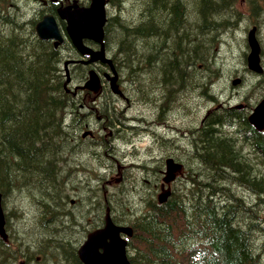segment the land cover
Returning <instances> with one entry per match:
<instances>
[{
	"label": "trees",
	"instance_id": "16d2710c",
	"mask_svg": "<svg viewBox=\"0 0 264 264\" xmlns=\"http://www.w3.org/2000/svg\"><path fill=\"white\" fill-rule=\"evenodd\" d=\"M238 2L107 0L103 43L110 53L118 89H111L109 85L102 87L97 99L99 108L108 95L120 103L125 100L130 109H135V105H142L138 101L139 92L146 90L148 96L154 94L156 99L153 103L155 107H152L153 111L157 110L153 120L161 124L159 129L166 131L163 123L172 107L176 109L172 114L179 112L175 107L176 101L183 99L184 105H192L193 92L196 93V100L204 102V93L200 90L204 79L212 80L214 71L221 69L215 58L219 54H216L217 43L223 41L222 35H230L242 22H246L244 30L251 26H256L257 31L260 27L264 28V0H241L246 5L248 18L245 21L243 11H237ZM47 4L42 6L36 0H0V192L7 232L6 241L0 237V264H16L18 259H24V264L32 259L34 264L38 255L41 259L35 264H81L76 255V241L85 229H79V233L76 231L77 236L73 231L74 223L86 222L90 216L88 208L93 204L99 220L102 221V214L108 209L115 223L132 228L133 235L127 246L130 264H264V170L252 174L244 169L238 170L233 160L235 144L217 135L213 127H203L204 123L196 122L192 129L186 128L179 139L186 148L196 151L198 148L200 153L195 157L209 167L205 171L201 169L198 178L197 171H186L179 188L182 195L177 198L170 194L161 204L153 199L155 190H159L161 173L158 168L142 163L140 158V161L129 164L135 165L132 167L139 176L135 175L128 183L133 186L124 196L120 194V184L124 183V179L118 185L113 182L111 188L107 186L106 172H117L116 161L109 169L98 167L102 170L89 172V178L98 174V182L93 178V187L88 180L86 191L76 188V179L84 177L88 168L76 162L72 152L69 154L72 149L69 143L77 139L70 134L73 125L67 124L69 128H66L64 124L73 105L78 110V97L64 88L65 76L60 69L64 44L54 47L51 41L41 40L35 33V25L40 18L54 10L50 2ZM230 38L234 39V36ZM243 41L245 43L244 38ZM83 78L84 75L76 77L77 80ZM261 82L259 79L252 84L250 90H257L262 86ZM175 88L177 94L173 97ZM160 97L161 100L166 99L163 104L159 103ZM89 102L90 99L83 98L84 104ZM166 106L170 108L166 110ZM105 117L107 115L102 116L103 119ZM116 119L111 120L110 125L121 128L123 124ZM118 119L124 122L123 118ZM169 120L173 122L171 117ZM128 122L143 125V118L136 121L128 118ZM219 123L224 124V119ZM257 147L264 150L260 141ZM226 173L232 176L225 184L224 177H221ZM215 177H219L227 188L212 187L216 185L213 181ZM199 178L210 180L203 184L197 181ZM69 189L77 194L75 198L81 207L78 218L67 207L69 198L66 191ZM110 193L112 196L108 197ZM121 197H124L123 200ZM83 198L92 203H85ZM8 200L11 203L8 204ZM26 200L32 204L29 208L15 206L13 209L12 202L23 203ZM107 202L114 204L110 207ZM13 210L19 211L15 219H11ZM117 212L123 215L122 219L114 216ZM67 224L73 229H68ZM20 230H26L23 236L28 241L14 238L20 237L17 234ZM31 231H37L42 236ZM34 236H39L41 240L36 241Z\"/></svg>",
	"mask_w": 264,
	"mask_h": 264
},
{
	"label": "rangeland",
	"instance_id": "374dc122",
	"mask_svg": "<svg viewBox=\"0 0 264 264\" xmlns=\"http://www.w3.org/2000/svg\"><path fill=\"white\" fill-rule=\"evenodd\" d=\"M64 1H68V0H64ZM70 2L69 3H71V0H69ZM245 7H246V5H245V3H243V2H241V0H239V2L237 3V11H239L240 13H241V11H243V16H244V19H243V21H245L248 17H247V11H246V9H245ZM31 9V8H30ZM35 9L37 10V8L35 7ZM30 11V10H29ZM31 12H32V10H31ZM35 12V11H34ZM246 28V22H242L238 27H237V29L236 30H233L231 33H230V35H222V39H223V41L220 43L219 41H218V43H217V50H216V54L217 53H219L218 55H217V58H215L216 59V62H217V66L218 67H221V71H214V74H218L217 76H213L212 77V80L213 79H215V81H219V82H217L215 85H213V86H209V83H208V81L211 79H209L208 81L206 80V79H204V81H203V83H205V84H203V86H202V88H200V90L203 92V93H211V92H214L215 91V93L216 94H220L221 93V96L224 98V95L227 93V91H228V89H231L230 88V86L227 88V87H225L224 86V83H223V80L229 75V74H232L233 72V69H238L241 73H244L245 72V70H244V67H245V58H244V52L246 53V46H245V43H244V41H243V37H244V35H245V32H246V30H244ZM249 29V28H248ZM247 29V30H248ZM234 36V39H231L230 37H233ZM257 37H258V39H259V42H260V44H261V46H262V49H263V52H262V59H263V64H264V28L263 27H260L259 28V30H258V33H257ZM63 53H70V48H69V45L68 44H65V50H63ZM221 78V79H220ZM75 81V80H74ZM230 82V81H229ZM229 82H228V84H229ZM242 86V85H241ZM240 86V87H241ZM216 88V89H215ZM211 91H210V90ZM215 89V90H214ZM218 89V90H217ZM238 90H240V94L241 93H243L244 92V89H243V86H242V88L241 89H238ZM146 91V90H145ZM145 91L144 92H142L141 94L142 95H144V93H145ZM256 92H254L253 90H249L245 95H246V97L248 98L247 100H250L251 99V97L250 96H253L254 95V93H256V95L257 96H263L264 95V88L261 86V87H259V88H257V90H255ZM147 92V91H146ZM219 92V93H218ZM139 96V99H138V101H139V103H141L142 105H135L136 106V108L135 109H130L126 104H125V100H122L123 101V103H120L119 101H116V99H114V103H115V105L116 104H120V105H122V108L124 107V113L126 112V113H128L130 116H132V117H135V118H133L134 119V121H136V119L138 120L139 118H143V122L144 121H153V118L155 117V116H153V114L155 115V112H153V113H151V111H153V110H148V106L146 105V104H148L149 106H150V104H153V102L152 103H150V101H148L150 98H151V96H152V94L150 93V95L148 96L147 94H146V96L144 95V96H140V95H138ZM175 96V93H173V97ZM172 97V98H173ZM193 97V98H192ZM192 102H194V104H192V105H190V107L188 106L187 108H185L186 107V105L184 106L183 104H184V102H183V100H179V101H177L178 103H177V105H179V104H181L180 106H175V107H177V109H178V114H169V117H171V119H173V123H175L174 124V126H175V130H173V132L172 133H170V135L172 134L174 137H175V135L176 136H180V135H182L184 132H185V130H186V128H188V129H190V128H192V127H194V125H196L195 123L197 122V124L198 123H200V121H201V119H202V117H203V112H204V106H205V104L203 103V105L199 102V100H196L197 98H196V93H194V95H192ZM195 97V98H194ZM124 99V98H123ZM103 100H105L106 101V99H103ZM102 100V101H103ZM151 100V99H150ZM105 101H104V103H105ZM144 102H146V103H144ZM150 103V104H149ZM183 103V104H182ZM102 105H104V104H102ZM145 105V106H144ZM147 106V107H146ZM196 106V107H195ZM179 107V108H178ZM170 107H166V110L167 109H169ZM172 109L174 110V111H176L175 110V108L174 107H172ZM191 110V112L190 111H187V110ZM195 109V110H194ZM197 109V110H196ZM184 110H186V111H184ZM149 111H150V113H149ZM182 111V112H181ZM200 113V115H199V113ZM132 112V113H131ZM187 112V113H186ZM190 114V115H189ZM178 115V116H177ZM199 115V116H198ZM182 116V117H181ZM178 117V118H177ZM92 118H94V117H92ZM130 118V117H129ZM152 119V120H151ZM113 120V119H112ZM102 120H100L99 122H101ZM125 123H126V121H124ZM123 122V123H124ZM115 123V122H114ZM96 124V125H95ZM101 123H90V128H92L93 130H96V132H100L99 130H100V125ZM107 124V123H106ZM112 125H114V124H111L110 126H108V129H106V131H108V132H110V133H112L113 135L111 136V135H108L106 138H104V139H107L106 141H102V140H100V139H98V144L100 145V146H102V147H100L99 145L97 146L98 148H97V150L100 152V155L98 156V157H95V161H90V164L92 165L91 166V168H95V166H96V164H98L99 162H98V160H101V162L102 163H105L106 165H110L111 166V163H114L115 161V165H116V169H118V171L117 172H115V173H113V172H106V179L108 180V184H107V186L108 187H112V184H113V182L114 183H116L117 185L120 183V181H121V179H124L125 181H124V183H121L120 184V188H121V190H120V194H124L125 195V193H127L128 191H130L131 189L129 188L131 185H129L128 183H131L132 182V180H133V176L135 177V175L136 176H139L138 175V171L136 172V171H133V170H135L132 166H130L129 164H131V163H133L135 160L136 161H140L141 160V162L142 163H145V164H149V165H152V163L154 164V163H157V164H159V163H161V160H162V158H165V157H168V156H170V155H168V154H173V152H177V154H182L183 153V157H185L187 160H188V162H189V160H191V162L193 161L194 162V165L196 164L195 162H197V164H198V159H197V157H195V155H194V151H192V149H191V147H190V149L189 148H186L185 146H184V142L182 141V140H180V139H177L176 137V140L173 138V140L171 141H169V139H167L169 136H167V138H163V137H161V139H158V137H157V139L159 140L158 141V143H160V145H157V143H156V141H154V144L152 143V141H153V139H154V137H153V135H151V134H146V132L147 131H145V130H142L141 128H140V126H138L137 125V123L136 122H134V124H129V126L130 127H124V129H120L119 127H118V125H116V126H112ZM132 126V127H131ZM177 126H179V127H177ZM111 127V128H110ZM113 128V129H112ZM152 128H154V126H152ZM134 129V130H133ZM182 129V130H181ZM229 129V128H228ZM144 131V132H143ZM175 131H176V134H174L175 133ZM169 132V131H168ZM179 132V133H178ZM76 134V136L77 137H79L80 136V132H76L75 133ZM116 134V135H115ZM103 135H104V133H103ZM171 135V136H172ZM155 136V135H154ZM152 137V138H151ZM87 140H88V142H89V140L90 141H93V140H91L92 138H89V137H87L86 138ZM179 140V141H178ZM161 141V142H160ZM176 141V142H175ZM171 142V143H170ZM107 143V146H110L111 147V144H114V145H116V150L115 151H107V150H109L107 147H103L104 146V144H106ZM161 143H163V144H161ZM170 143V144H169ZM172 143H175V144H177V145H175V144H172ZM166 144V145H165ZM179 145V146H178ZM155 146V147H154ZM162 146V147H161ZM174 148H173V147ZM154 147V148H153ZM169 147V148H168ZM172 147V149L170 150V148ZM153 148V149H152ZM160 149V150H159ZM179 149V150H178ZM189 149V150H188ZM125 150V151H124ZM153 150H154V152H153ZM158 150V151H157ZM162 150V151H161ZM166 150L169 152L170 151V153H168L167 152V154L165 153L166 152ZM174 150V151H173ZM176 150V151H175ZM105 151V152H104ZM160 151V152H159ZM103 152V153H102ZM157 152H159V153H157ZM193 152V153H192ZM149 153V154H148ZM153 153V154H152ZM197 153H200L199 152V150H197ZM103 154V155H102ZM105 154V155H104ZM112 154H114L115 156H113ZM151 154V155H150ZM159 154V155H158ZM144 156V157H143ZM150 157V158H149ZM154 157V158H153ZM140 158V160H137V159H139ZM150 160H149V159ZM154 160V161H153ZM144 161H146V162H144ZM156 161V162H155ZM148 162V163H147ZM140 163V162H139ZM126 164V165H125ZM157 164H154V165H157ZM196 164V165H197ZM124 165V166H123ZM138 165H140V164H138ZM153 165V166H154ZM192 165V164H191ZM131 167H132V169H131ZM189 167H190V165H189ZM104 168L105 169H109L108 167H106V166H104ZM103 168V169H104ZM129 168V169H128ZM102 169H100L99 171H101ZM132 171V173H130V171ZM200 170L201 169H198V171H197V173H198V176H197V178L199 177V172H200ZM93 172H95V171H93ZM119 172V173H118ZM126 172V173H125ZM134 172V173H133ZM136 172V173H135ZM122 174H123V178H122ZM126 174H127V176H126ZM182 175V174H181ZM185 175V174H184ZM232 176L231 174H228V173H226V174H223L222 175V177L221 178H223L224 177V182H228L229 180H227V178L228 179H230V177ZM132 177V178H131ZM182 177V176H181ZM181 177H179V178H181ZM127 178H129V179H127ZM204 178V177H203ZM131 179V180H130ZM200 180H198V181H200V182H202L203 184H206V183H208L209 182V179L208 180H206V179H201V178H199ZM219 177L217 178V177H215L214 179H213V181H214V183L217 185H215L214 187H220V188H227L226 187V183L224 184H222L221 182L222 181H219ZM98 180V179H97ZM131 182H130V181ZM160 180H161V177H160ZM83 181L81 180L79 183H82ZM98 182V181H97ZM102 181H100V184H103V182L101 183ZM218 182V183H217ZM177 183V182H176ZM175 183V184H176ZM161 184V183H160ZM220 184H222V185H220ZM128 185V186H127ZM103 186V185H102ZM133 186V185H132ZM82 188V189H84V187L83 186H81V185H77L76 186V188ZM67 188H70V186H68ZM101 189V188H100ZM127 189V190H126ZM125 191V192H124ZM160 191V190H159ZM159 191H156L155 193H157V192H159ZM200 190H198L197 192H199ZM67 192V194H70V195H74L70 190H67L66 191ZM76 196V195H75ZM155 196V195H154ZM124 198V197H123ZM123 198H121V199H123ZM120 199V200H121ZM134 200H132V202H133ZM166 201V200H165ZM248 200H246V202H247ZM164 202V201H163ZM20 204V205H19ZM248 204V203H247ZM19 205V206H18ZM32 204L30 203V201L29 200H26V201H24L23 203H15V202H13V206H17V207H21V208H29V206H31ZM26 206V207H25ZM64 206V205H63ZM54 207H57V206H54ZM67 207H68V210L70 211V213L72 212V214L75 212L76 213V215H78L77 216V218L80 216V213H81V209H79V207L77 208H75V207H73V206H70V205H67ZM85 207V206H84ZM32 208V207H31ZM58 208V210H62V208H59V207H57ZM81 208V207H80ZM79 209V210H78ZM16 213L15 212H13V215H15ZM49 215H51V212L49 213ZM47 218H49V217H46V219ZM13 219H15V218H13ZM87 219H89V220H87L86 222H82V225H83V228L85 229V230H87V224H89V225H93V222H94V219L91 217V216H88V218ZM95 223H96V225H98L99 223H100V220H99V218L95 221ZM81 224V223H80ZM68 225V226H67ZM66 226H67V228L68 229H73V228H71V226L69 225V224H67ZM41 226V225H40ZM76 228V227H75ZM74 228V229H75ZM20 232H23V230H20ZM32 233H34V234H36V235H39V236H42V235H40V233H38L37 231L36 232H34V231H31ZM31 233V234H32ZM84 233L82 232V233H80L79 235L80 236H78V240L81 238V236L83 235ZM39 236H34V237H37L36 238V241H39V240H41V238H39ZM14 238L16 239V236H14ZM23 238H24V236H23ZM17 240V239H16ZM25 241H28V239L25 237V239H24ZM35 263H37V262H35ZM34 263V264H35ZM41 263V262H40Z\"/></svg>",
	"mask_w": 264,
	"mask_h": 264
},
{
	"label": "flooded vegetation",
	"instance_id": "af4514ba",
	"mask_svg": "<svg viewBox=\"0 0 264 264\" xmlns=\"http://www.w3.org/2000/svg\"><path fill=\"white\" fill-rule=\"evenodd\" d=\"M75 1L76 0H71L72 4L71 3H68V4H71L72 8L75 4H77V6L80 5L81 0H77L76 2ZM60 4L61 3H56V2L53 3L52 9L54 7V10L50 13L49 12L50 7H49L47 9V11L50 14H52L58 22H60L61 26H64L62 20L57 15V11L60 8ZM68 4H66V5H68ZM66 39L70 43L73 52L63 53L62 64L60 66V69L64 75H69L70 77H75L76 75H87L89 70L92 69L99 75V77L102 81H105V80L111 81L112 80L111 79L112 74L115 75L114 69H113V63L111 62L110 59H108V56H109L108 50L106 51L105 47L101 44L100 41H92V40H88V39H82L81 42H82V44L86 50L81 52L77 48L72 46L71 41L68 37H66ZM102 42H103V40H102ZM261 64L264 67L263 59H261ZM221 70L222 69H220V68L217 69V71H221ZM244 70H245V72L241 73L238 69H233V71H232L233 73L229 74L223 80L224 86L227 88L230 86V88H231V89H228V92L224 95V98L221 96V93L219 95L216 94L215 92L214 93L211 92L209 94L208 93L203 94L202 99L204 98L203 101L205 104L204 112H203V123L205 125L204 126L205 128H207V127L212 128L213 127V129H215V131L217 132V135L222 136V138L229 139L231 142H233V144L238 145V146L234 147L235 155L233 157V160L236 161V167L238 168V170H242V171H243V169L244 170L248 169L247 171H250V173L252 174V173L257 172L258 170L259 171L264 170V150L258 149V147H257V143L259 141L261 144H264V139H262L260 137L261 132H258L255 129V127L250 124L248 117L251 114L253 108L259 102V100H264V95L259 97L256 95L257 92L254 91L256 93H254L253 96H250L251 97L250 100H247L248 98L246 97L245 94L250 90V88L252 87V84H255L259 79L262 80L261 84H262V87L264 88V80L262 79L263 78L262 75H264V71L262 72L263 74L260 75L261 78H259V77H257L256 74H254L252 72H248L247 68H244ZM235 78L238 79V82L235 85H233L232 81ZM74 82L76 84L70 82L68 85V87L73 90L74 96L75 95H77V96H80V95L90 96V94L87 93L88 92L87 90H81L80 88H77L76 90H74L75 86H79L81 84L78 81L77 82L74 81ZM217 82L218 81H215V79L211 80V83L216 84ZM228 82H229V84H228ZM215 84H212V86ZM241 85L243 86L244 92L240 94V90H238V89L242 88ZM66 92H68V91H66ZM238 93H239V96H238ZM216 95H218V96H216ZM226 95H227V97H225ZM106 97H107L106 101L103 100L102 104L105 101V104L107 106L111 103L109 101V99H110L109 96L106 95ZM93 98L95 99V97H93ZM111 100H114L113 97H111ZM77 101H78V104H77L78 110L76 111L75 110L76 108L73 105V107L75 108L74 112H75V114L80 115V120L82 121V123L84 125L83 134H82V136H80V138H77V141L84 140L89 147V142L86 138L89 137V138L93 139L94 134L89 129L90 127H88V123L92 117L95 118L98 116L100 106H98L97 102H94L93 104H89V103L84 104L83 100H81L80 98H78ZM172 113H173V110H171L170 114H172ZM227 114H228V116H226ZM168 118H169V116L167 117L166 121L163 124L164 127L166 129L170 128V130L171 129L175 130V126H176V125L174 126L175 123L170 121ZM221 119H224V124L219 123V120H221ZM225 124H227L228 128L229 127L230 128L226 129V131L220 130V127L224 126ZM159 125H161V124H159ZM120 129L122 130L124 128H120ZM144 129H146V127H144ZM103 133H104V135H103ZM103 133H102V140L103 141L107 140L104 138H106L108 135H111V136L113 135L112 133H110L108 131H105ZM175 137L177 138V136H175ZM175 137L173 136L174 139H176ZM111 145H113V144H111ZM192 151H194V155H197V151L195 149H192ZM174 157H177V159H178L180 156H178V154L175 153ZM184 158L185 157H183V156L181 157V159L179 158L180 160H178V164L182 165L184 162H186V164L189 163L188 165H185V167L187 166V168H186L187 170L189 169L191 171L192 170L196 171V170H198L197 168L205 170L208 167V165L200 163V162H198L197 165H194V163L191 162V160H189V162H188V160L186 158L185 159ZM174 163L177 164L176 161H174ZM189 165L191 167H189ZM232 170H234V169H232ZM174 190L175 189L171 190L170 194H172L174 192ZM156 191H159V190H155V192ZM160 193H161L160 191L155 193V196H154L155 201H157L156 197ZM82 201H84L85 203L89 202L87 200H82ZM68 204L70 206H74L75 208L76 207L78 208L80 206L77 199H75V198L72 199ZM93 206H94V204L92 206H89L88 212H90L91 217L96 221L98 219V217L92 214V211L94 210ZM87 220H89V219H87ZM79 223H80V221H79ZM93 226H96V225L87 224L86 228L90 229ZM82 228H83V225L80 224L79 229H82ZM36 259H37V257H36ZM80 263L83 264L81 261H80ZM27 264H32V259Z\"/></svg>",
	"mask_w": 264,
	"mask_h": 264
},
{
	"label": "water",
	"instance_id": "95a60500",
	"mask_svg": "<svg viewBox=\"0 0 264 264\" xmlns=\"http://www.w3.org/2000/svg\"><path fill=\"white\" fill-rule=\"evenodd\" d=\"M60 19L65 21V32L73 45L79 50H86L81 43L82 38L100 41L103 36V25L105 23V0H90L88 7L73 8L67 6L57 11ZM256 28L252 27L247 33L248 54L246 55V66L255 73H262L260 64L261 47L255 36ZM35 32L41 40H51L57 46L63 41L59 27L52 15L42 17L35 25ZM68 81V78H67ZM234 80L232 84H236ZM100 86L99 77L94 70H89L87 79L81 88L95 92ZM258 131L264 128V101H260L248 117ZM180 165L167 160V170L164 182H169L174 177V172ZM166 193L160 196V201L166 197ZM4 214L1 208L0 194V237L6 240L4 230ZM120 233L131 235V229L125 226H116L108 214L105 215L104 226L87 235L86 240L78 248L77 255L84 264H130L125 254L126 240L120 237Z\"/></svg>",
	"mask_w": 264,
	"mask_h": 264
},
{
	"label": "bare ground",
	"instance_id": "6f19581e",
	"mask_svg": "<svg viewBox=\"0 0 264 264\" xmlns=\"http://www.w3.org/2000/svg\"><path fill=\"white\" fill-rule=\"evenodd\" d=\"M262 16V15H261ZM262 18H263V16H262ZM262 18H260V19H262ZM263 20H264V18H263ZM231 32V31H230ZM103 40V39H102ZM107 59V58H106ZM156 64H157V62H156ZM214 66V65H213ZM191 70V69H190ZM157 72H158V70H156ZM128 72V71H127ZM160 73V72H159ZM208 74V73H207ZM212 74V73H211ZM161 75H162V71H161ZM220 75V74H219ZM206 76V75H205ZM213 76H215V74L213 75ZM213 76H211V77H213ZM208 78V77H207ZM221 79V78H220ZM207 80V79H206ZM200 82V81H199ZM219 82V81H218ZM201 83H202V81H201ZM208 83H209V86L211 87L212 86V84H215V83H211V80H209L208 81ZM203 84V83H202ZM205 84V83H204ZM177 88V87H176ZM176 88L174 89L175 91V94H177V92H176ZM184 88V87H183ZM198 88V87H197ZM216 89V88H215ZM214 89V90H215ZM210 90V89H209ZM218 90V89H217ZM185 91V90H184ZM211 91V90H210ZM197 92H198V90H197ZM215 92V91H214ZM213 92V93H214ZM228 92V91H227ZM232 92V91H231ZM230 92V93H231ZM234 92V91H233ZM142 90L139 92V95L140 96H143L142 94ZM179 93V92H178ZM187 93V92H186ZM200 93V92H199ZM217 93V92H216ZM219 93V92H218ZM146 94H147V92H146ZM191 94H193L194 95V93L192 92ZM206 94V93H205ZM209 94V93H208ZM237 94V93H236ZM131 95V94H130ZM154 95V94H153ZM151 96V100L149 99L148 101H150V103H155L156 101V99L154 98V96ZM156 95V94H155ZM179 95V94H178ZM184 95H185V92H184ZM166 96V95H165ZM165 96H162V97H165ZM210 96V95H209ZM216 96H218V95H216ZM238 96H239V93H238ZM156 97V96H155ZM191 97V96H190ZM200 97V96H199ZM198 97V98H199ZM203 97V96H202ZM212 97V96H211ZM225 97H227V95L225 96ZM177 99H178V96L176 97ZM192 99V98H191ZM204 99V98H203ZM202 99V100H203ZM209 99V98H208ZM140 100V99H139ZM166 100V99H165ZM164 99H162L161 100V97L159 98V103L160 104H163V102L165 101ZM183 100V99H182ZM109 101H110V103L111 104H109V105H107L106 106V104L105 103H103L104 104V106L105 107H103V105H101L102 107L100 108V110H99V113H98V116L97 117H95V118H91L90 120H89V123H88V127H90V123H101L100 125V132H96V130H93L92 128H89L90 130H91V132H93V134H94V137H93V141H89V147H88V145H87V143L84 141V140H80V141H77V140H74V141H72V142H70L69 143V148L70 147H72V149H71V151H70V153L69 154H71V152H72V154H73V158H77L76 159V162H78V163H82L83 165H85L87 168H88V172L86 173V175L84 176V173H81V175H83L84 177H79V178H77L76 176V185H81V186H83L84 187V190L86 191L87 189H88V180H90V184L92 183V181H93V178L95 177H92V176H90V178H89V172H93V171H99L100 170V168L102 167V168H104V166H106V167H110V165L108 166V165H106L105 163H102L101 162V160H98V164H96V166H95V168L93 169V168H91V164H90V161L91 160H93V161H95V157H98L99 155H100V152L97 150V146L99 145L98 144V139H100V140H102V133L103 132H105L106 131V129H108V126H110V123H112V119H116V121H120L122 124H123V126L122 125H120L121 126V128H124V127H130L129 126V124H131V123H129L128 122V118L130 117V119L132 120V118H135V117H132V116H130L128 113H124V107L122 108V105H120V104H116L115 105V103L113 102L114 100H111V99H109ZM152 101V102H151ZM179 101V100H178ZM181 101V100H180ZM184 101V100H183ZM174 102V101H173ZM182 102V101H181ZM195 102V101H194ZM193 102V103H194ZM144 103H146V102H144ZM176 103H177V101H176ZM176 103H173L174 105L176 104ZM192 103V104H193ZM201 103H204V102H201ZM172 104V105H173ZM183 104V103H182ZM212 104V103H211ZM147 106H148V110H152V107H155L153 104H150V106L148 105V104H146ZM157 105V104H156ZM184 105V104H183ZM145 106V105H144ZM146 106V107H147ZM177 106H179V105H177ZM185 106V105H184ZM189 106H190V103H189ZM163 107V106H162ZM167 107V106H166ZM181 107V106H180ZM196 107V106H195ZM179 108V107H178ZM185 108H187V106L185 107ZM74 107L72 108V111H71V113L69 114L70 116L67 118V123L66 124H64L65 126H66V128H69V126L68 125H70V124H72L73 125V130L71 129L70 131H71V136L72 135H75V136H73V138L74 139H77V138H80V136H82V134H83V127H84V125H83V123H82V121L80 120V115H78V114H75V112H74ZM159 109V108H158ZM161 110V109H160ZM176 110V109H175ZM187 110V109H186ZM186 110H184V111H186ZM195 110V109H194ZM197 110V109H196ZM220 110V109H219ZM119 111V112H118ZM150 111H149V113H150ZM154 111H155V109H154ZM154 111H151V113H153ZM157 111V110H156ZM174 111V110H173ZM178 111V110H177ZM187 111H190L191 112V110H187ZM182 112V111H181ZM198 112V111H197ZM132 113V112H131ZM156 113V112H155ZM174 113V112H173ZM187 113V112H186ZM192 113V112H191ZM199 113V112H198ZM163 114H164V112H163ZM176 114V113H175ZM213 114V113H212ZM104 115H107V117H105L104 119L102 118V116H104ZM168 115V114H167ZM190 115V114H189ZM199 115H200V113H199ZM198 115V116H199ZM153 116H156V115H154L153 114ZM178 116V115H177ZM224 116V115H223ZM226 116H228V114L226 115ZM162 117V116H161ZM161 117H159L160 119H162ZM182 117V116H181ZM118 118H123L124 119V121H126V123H123V120L122 119H118ZM165 118V117H164ZM178 118V117H177ZM226 118V117H225ZM154 119V118H153ZM159 119V120H160ZM169 119V118H168ZM235 119V118H234ZM100 120H102L101 122H99ZM108 120V121H107ZM152 120V119H151ZM163 121H164V119H162ZM104 121H106V122H104ZM233 121V120H232ZM157 122V121H156ZM156 122H151L152 124H154V125H159V124H156ZM162 122V121H161ZM160 122V123H161ZM236 122V121H235ZM105 123H107V124H105ZM168 123V122H167ZM68 124V125H67ZM164 124V123H163ZM166 124V123H165ZM96 125V124H95ZM64 126V127H65ZM164 126V125H163ZM218 126V125H217ZM132 127V126H131ZM177 127H179V126H177ZM204 127V126H203ZM71 128V127H70ZM111 128V127H110ZM141 128V127H140ZM173 128V127H172ZM230 128V127H229ZM113 129V128H112ZM142 129V128H141ZM163 129V128H162ZM170 129V128H169ZM192 129V128H191ZM62 130V129H61ZM68 130V129H67ZM134 130V129H133ZM182 130V129H181ZM188 131V130H187ZM190 131V130H189ZM226 131V130H225ZM65 132V131H64ZM76 132H80V136L79 137H77L76 136ZM211 132V131H210ZM179 133V132H178ZM174 134H176V131H175V133ZM191 134V133H190ZM67 135V134H66ZM172 135V134H171ZM188 135V134H187ZM193 135V134H192ZM198 135H200V134H198ZM197 135V136H198ZM169 136V135H168ZM173 136V135H172ZM176 136V135H175ZM185 136V135H184ZM183 136V137H184ZM209 136V135H208ZM154 137V136H153ZM156 137V136H155ZM180 137V136H179ZM191 137H193V136H191ZM224 137V136H223ZM152 138V137H151ZM157 138V137H156ZM185 138V137H184ZM202 138V137H201ZM220 138V137H219ZM222 138V137H221ZM159 139V138H158ZM197 139V138H196ZM204 139V138H203ZM176 140V139H175ZM189 140V139H188ZM228 140V139H227ZM103 141V140H102ZM159 141V140H158ZM170 141V140H169ZM179 141V140H178ZM187 141V140H186ZM196 141V140H195ZM197 141H198V139H197ZM206 141V140H205ZM219 141V140H218ZM161 142V141H160ZM176 142V141H175ZM187 142H189V141H187ZM229 142V141H228ZM227 142V143H228ZM157 143V142H156ZM171 143V142H170ZM169 143V144H170ZM200 143V142H199ZM160 144V143H159ZM161 144H163V143H161ZM172 144H175V143H172ZM190 145H191V143H189ZM198 144V143H197ZM225 144V143H224ZM230 144H231V142H230ZM66 145V146H67ZM157 145H158V143H157ZM166 145V144H165ZM175 145H177V144H175ZM188 145V144H187ZM194 145H195V143H194ZM200 145V144H199ZM227 145V144H226ZM100 146V145H99ZM179 146V145H178ZM197 146V145H196ZM224 146V145H223ZM64 147V146H63ZM100 147H102V146H100ZM103 147H107L109 150H107V151H115L116 150V145H111V147L110 146H107V143L106 144H104V146ZM155 147V146H154ZM153 147V148H154ZM162 147V146H161ZM173 147V146H172ZM172 147L170 148V150L172 149ZM187 147V146H186ZM203 147V146H202ZM152 148V149H153ZM169 148V147H168ZM174 148V147H173ZM230 148V147H229ZM69 150V149H68ZM160 150V149H159ZM189 150V149H188ZM197 150H198V148H197ZM201 150V149H200ZM205 150H206V148H205ZM65 151V150H64ZM125 151V150H124ZM158 151V150H157ZM162 151V150H161ZM174 151V150H173ZM176 151V150H175ZM69 152V151H68ZM105 152V151H104ZM153 152H154V150H153ZM160 152V151H159ZM159 152H157V153H159ZM167 150H166V154H167ZM103 153V152H102ZM155 153V152H154ZM168 153H170V151L168 152ZM174 154V156H175V153H177V152H173ZM193 153V152H192ZM204 153V152H203ZM149 154V153H148ZM153 154V153H152ZM160 154V153H159ZM158 154V155H159ZM172 154V153H171ZM197 154H199V153H197ZM94 157V158H92V156ZM103 155V154H102ZM105 155V154H104ZM113 156H115L114 154H112ZM151 155V154H150ZM161 155V154H160ZM179 156H181L182 157V155H183V153L182 154H178ZM228 155V154H227ZM64 156H65V154H64ZM206 156V155H205ZM70 156H68V158H69ZM144 157V156H143ZM181 157H179L180 159H181ZM61 158V157H60ZM150 158V157H149ZM148 158V159H149ZM154 158V157H153ZM177 158V157H176ZM178 158V160H180ZM199 159V158H198ZM202 159V158H201ZM252 159V158H251ZM137 160H139V159H137ZM150 160V159H149ZM69 161V160H68ZM154 161V160H153ZM200 161V160H199ZM198 161V162H199ZM203 161V160H202ZM58 162V161H57ZM65 162V161H64ZM70 162V161H69ZM72 162H73V160H72ZM96 162V161H95ZM135 162H136V160H135ZM134 162V163H135ZM143 162V161H142ZM144 162H146V161H144ZM156 162V161H155ZM193 162V161H192ZM148 163V162H147ZM194 163V162H193ZM196 164H197V162H195ZM201 163V162H200ZM67 164V163H66ZM65 164V165H66ZM73 164V163H72ZM75 164V163H74ZM154 164H157V163H154ZM153 163H152V165H154ZM189 164V163H188ZM187 164V165H188ZM191 164V163H190ZM195 164V165H196ZM69 165V164H68ZM80 165V164H79ZM126 165V164H125ZM134 165V164H133ZM132 165V166H133ZM142 164H140V166H141ZM63 166V165H62ZM67 166V165H66ZM73 166V165H72ZM81 166V165H80ZM124 166V165H123ZM135 166V165H134ZM138 165H136V167H137ZM155 166V165H154ZM199 166V165H198ZM51 167V166H50ZM57 167V166H56ZM68 167V166H67ZM66 167V168H67ZM98 167H100V168H98ZM191 167V166H190ZM209 167V166H208ZM64 168V167H63ZM63 168H61V169H63ZM69 168V167H68ZM152 168H154V167H152ZM187 168V167H186ZM197 168V167H196ZM65 169V168H64ZM83 169V168H82ZM105 169V168H104ZM129 169V168H128ZM131 169H132V167H131ZM137 169V168H136ZM159 169V168H158ZM195 169V168H194ZM197 169H199V168H197ZM67 170V169H66ZM73 170V169H72ZM133 170V169H132ZM138 170H140V169H138ZM187 170V169H186ZM189 170V169H188ZM187 170V171H188ZM248 170V169H247ZM130 171V170H129ZM133 171H136V170H133ZM189 171H191V170H189ZM188 171V172H189ZM196 171H198V170H196ZM205 171V170H204ZM60 172V171H59ZM63 172V171H62ZM72 172V171H71ZM137 172V171H136ZM135 172V173H136ZM214 172H216V171H214ZM73 173V172H72ZM126 173V172H125ZM130 173H132V171H130ZM134 173V172H133ZM156 173V172H155ZM200 173V172H199ZM100 174V173H99ZM203 174V173H202ZM235 174V173H234ZM249 174V173H248ZM61 175V174H60ZM64 175H66V171H64ZM76 175V174H75ZM78 175V174H77ZM153 175H155V174H153ZM159 175V174H158ZM204 175V174H203ZM219 175V174H218ZM256 175V174H255ZM62 176V175H61ZM72 176V175H71ZM101 176V175H100ZM126 176H127V174H126ZM194 176V175H193ZM199 176H200V174H199ZM202 176V175H201ZM249 176V175H248ZM247 176V177H248ZM191 177V176H190ZM221 177V176H220ZM230 177V176H229ZM40 178V177H39ZM43 178V177H42ZM58 178V177H57ZM72 179H73V176L71 177ZM132 178V177H131ZM133 178H134V176H133ZM137 178V177H136ZM152 178H153V176H152ZM187 178L189 179V176H187ZM192 178V177H191ZM190 178V179H191ZM194 178V177H193ZM97 179H98V174L96 175V177H95V181L97 182ZM127 179H129V178H127ZM196 179V178H195ZM203 179V178H202ZM24 180V179H23ZM33 180H34V178H33ZM67 179H65L64 181H66ZM75 180V179H74ZM83 181L82 183H79L80 181ZM131 180V179H130ZM129 180V181H130ZM200 180V179H199ZM210 180V179H209ZM71 181V180H70ZM101 181V180H100ZM133 181V180H132ZM138 181H139V179H138ZM148 181V180H147ZM198 181V180H197ZM215 181V180H214ZM220 181V180H219ZM234 181V180H233ZM55 182V181H54ZM74 182V181H73ZM72 182V183H73ZM131 182V181H130ZM65 183V182H64ZM64 183H63V185H64ZM199 183V182H198ZM212 183V182H211ZM218 183V182H217ZM222 183V182H221ZM226 183V182H225ZM230 183V182H229ZM71 184V183H70ZM73 184H75V183H73ZM133 184V183H132ZM135 184V183H134ZM194 184V183H193ZM193 184H192V186H193ZM223 184V183H222ZM55 185V184H54ZM67 185V184H66ZM68 185H69V183H68ZM92 185V187H93V183L91 184ZM96 185H97V183H96ZM130 185V184H129ZM184 185V184H183ZM221 185V184H220ZM132 186V185H131ZM187 186V185H186ZM217 186V185H216ZM26 187V186H25ZM27 187H28V185H27ZM137 187V186H136ZM190 187V186H189ZM197 187V186H196ZM212 187H214V186H212ZM221 187V186H220ZM29 188H30V186H29ZM97 188V187H96ZM133 188V187H132ZM135 188V187H134ZM133 188V189H134ZM198 188V187H197ZM26 189V188H25ZM59 189V188H58ZM57 189V190H58ZM92 189H94V188H92ZM91 189V190H92ZM131 189V188H130ZM132 189V190H133ZM35 190V189H34ZM50 190H51V188H50ZM70 190V189H69ZM127 190V189H126ZM190 190V189H189ZM209 190V189H208ZM11 191H13V190H11ZM36 191V190H35ZM84 191V192H85ZM98 191V190H97ZM118 191V190H117ZM136 191V190H135ZM134 191V192H135ZM192 191V190H191ZM216 191V190H215ZM7 192V191H6ZM16 192V191H15ZM25 192V191H24ZM28 192V191H27ZM26 192V193H27ZM38 192V191H37ZM42 192V191H41ZM40 192V193H41ZM92 192V191H91ZM101 192V191H100ZM113 192H116V191H113ZM125 192V191H124ZM141 192V191H140ZM182 192V191H181ZM22 193V192H21ZM39 193V192H38ZM47 193V192H46ZM60 193V192H59ZM93 193V192H92ZM98 192H96V194H97ZM118 193V192H117ZM146 193V192H145ZM144 193V194H145ZM189 193V192H188ZM191 193H193V192H191ZM197 193V192H196ZM23 194V193H22ZM28 194V193H27ZM30 194H32V193H30ZM35 194H36V192H35ZM45 194V193H44ZM51 194V193H50ZM54 194V193H53ZM63 194V193H62ZM88 193L86 192V194H85V196L87 195ZM89 194H90V192H89ZM113 194H115V193H113ZM126 194V193H125ZM128 194V193H127ZM138 194V193H137ZM143 194V193H142ZM141 194V195H142ZM148 193H146V195H147ZM179 194H180V190L179 189H175L174 190V192L172 193V196L173 197H175V198H177L178 196H179ZM185 194H187V193H185ZM8 195V194H7ZM9 195H10V193H9ZM36 195H38V194H36ZM35 195V196H36ZM40 195V194H39ZM56 195V194H55ZM68 195V198H69V201L68 202H70L72 199H74L76 196H75V194L74 195H70V194H67ZM77 195V194H76ZM82 195V194H81ZM100 195V194H99ZM99 195H96V196H99ZM111 195V193L108 195V197ZM161 195H163V194H158L157 195V201L160 199V196ZM180 195H182V194H180ZM219 195H220V193H219ZM262 195V194H261ZM26 196H28V195H26ZM30 196V195H29ZM64 196V195H63ZM83 196V195H82ZM89 196V195H88ZM112 196V195H111ZM120 196V195H119ZM121 196H124V194L123 195H121ZM140 196V195H139ZM142 196H144L145 197V195H142ZM149 196V195H148ZM205 196V195H204ZM217 196V195H216ZM6 197V196H5ZM9 197H11V196H9ZM41 197V196H40ZM39 197V198H40ZM92 197V196H91ZM90 197V198H91ZM93 197H95V196H93ZM92 197V198H93ZM101 197V196H100ZM107 197V196H106ZM151 197V196H150ZM149 197V198H150ZM153 197V196H152ZM186 197V196H185ZM190 197V196H189ZM55 198H56V196H55ZM81 198V197H80ZM99 198V197H98ZM122 198V197H121ZM141 198V197H140ZM168 198V197H167ZM42 199V198H41ZM76 199V198H75ZM88 199V198H87ZM87 199H85V198H83L82 200H87ZM97 199V198H96ZM145 199H146V197H145ZM148 199V198H147ZM154 199V198H153ZM152 199V200H153ZM248 199V198H247ZM47 200V199H46ZM81 200V199H80ZM115 200V199H114ZM123 200V199H122ZM121 200V201H122ZM180 200V199H179ZM185 200V199H184ZM187 200H188V198H187ZM190 200V199H189ZM5 201H6V199H5ZM30 201H31V199H30ZM33 201V200H32ZM87 201H90V200H87ZM111 201V200H110ZM113 201V200H112ZM145 201V200H144ZM46 202V201H45ZM91 202V201H90ZM93 202H94V200H93ZM97 202H98V200H97ZM96 202V203H97ZM124 202V201H123ZM147 202V201H146ZM165 202V201H164ZM184 202V201H183ZM187 202V201H186ZM189 202V201H188ZM194 202V201H193ZM193 202H191V204L193 203ZM9 203H11V202H9V200H8V204ZM13 203V202H12ZM92 203V202H91ZM108 203V205L110 204V207H111V204H112V202H107ZM179 203V202H178ZM182 203V202H181ZM104 204V203H103ZM114 204V203H113ZM113 204H112V206H113ZM147 204V203H146ZM180 204V203H179ZM20 205V204H19ZM95 205V204H94ZM101 205V204H100ZM122 205V204H121ZM250 205V204H249ZM10 206V205H9ZM13 206V205H12ZM97 206V205H96ZM117 206V205H116ZM5 207V206H4ZM8 207V206H7ZM26 207V206H25ZM98 207V206H97ZM122 207V206H121ZM28 208V207H27ZM38 208L39 207H37L36 209L38 210ZM123 208V207H122ZM24 209V208H23ZM22 209V210H23ZM95 209H96V207H94V210L92 211V214L93 215H95V216H97V213L95 212ZM98 210H99V208H97ZM115 209V208H114ZM120 210H121V208H120ZM10 212H11V210H9ZM102 211V210H101ZM114 211H116V209L114 210ZM122 211H124V210H122ZM8 212V211H7ZM13 212H15L16 214L15 215H12L11 216V219L12 218H16V215L18 214V212L19 211H17V210H13ZM23 212V211H22ZM99 212V211H98ZM120 212V211H119ZM141 212H142V210H141ZM140 212V213H141ZM100 213V212H99ZM98 213V214H99ZM112 213V212H111ZM21 214V213H20ZM26 214V213H25ZM133 214V213H132ZM135 214V213H134ZM138 214V213H137ZM99 215H101V213L99 214ZM131 215V214H130ZM145 215V214H144ZM114 216L115 217H117L119 220L120 219H122V216H121V214L120 213H114ZM135 216H136V214H135ZM140 216V215H139ZM21 217H22V215H21ZM68 217V216H67ZM6 218V217H5ZM61 218H63V217H61ZM132 218V217H131ZM24 219V218H23ZM65 219H67V218H65ZM117 219V220H118ZM136 219V218H135ZM17 220V219H16ZM74 220V219H73ZM125 220V219H124ZM10 221V220H9ZM71 221V220H70ZM115 221V220H114ZM12 222V221H11ZM67 223H69L68 222V219H67V221H66ZM112 222H113V219H112ZM64 223H65V221H64ZM63 223V224H64ZM114 223V222H113ZM134 223V222H133ZM60 224V223H59ZM71 224V223H70ZM74 225H75V229L73 230L74 231V234H76V231L78 232V230H79V228H80V223H79V221H76L75 223H74ZM66 226V225H65ZM71 226V225H70ZM79 227V228H78ZM78 228V229H77ZM28 229V228H27ZM84 229V228H83ZM7 233V232H6ZM8 233H9V231H8ZM23 233H24V235H25V233H26V230H23V232H18L17 234H18V236H20V237H17L16 236V239L17 240H19V238H22V240H24L25 239V237L23 238ZM73 233V232H72ZM79 233V232H78ZM80 233H82V232H80ZM79 233V234H80ZM10 234V233H9ZM15 235V234H14ZM77 235V234H76ZM74 236V235H73ZM78 236V235H77ZM80 236V235H79ZM49 237V236H48ZM53 237V236H52ZM51 237V238H52ZM50 239V238H49ZM74 239V238H73ZM61 240V239H60ZM12 241V240H11ZM20 241V240H19ZM129 241V240H128ZM35 242V241H34ZM75 242V241H74ZM59 243H60V241H59ZM73 244H75V243H73ZM38 250V249H37ZM36 250V251H37ZM127 250H129L128 248H127ZM35 251V252H36ZM40 251V250H39ZM65 252V251H64ZM37 253V252H36ZM125 254H126V257H128L127 256V253H126V251H125ZM127 260H128V258H127ZM12 261V260H11ZM12 263V262H11ZM69 263H70V261H69ZM83 263V262H82ZM62 264H64L63 262H62ZM84 264V263H83Z\"/></svg>",
	"mask_w": 264,
	"mask_h": 264
}]
</instances>
